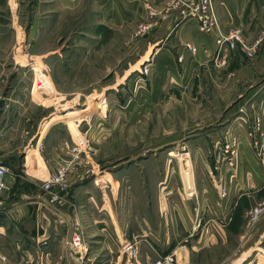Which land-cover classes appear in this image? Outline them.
Returning <instances> with one entry per match:
<instances>
[{
    "label": "rangeland",
    "instance_id": "obj_1",
    "mask_svg": "<svg viewBox=\"0 0 264 264\" xmlns=\"http://www.w3.org/2000/svg\"><path fill=\"white\" fill-rule=\"evenodd\" d=\"M39 1L0 0V74L9 81L21 74L20 85H28L29 95L44 106L46 121L56 116L54 123L66 133L65 154L54 171L65 162L70 164L72 187L66 194L77 182L89 183L97 198L106 194V203L115 213L110 217L124 221L131 219L132 212L164 205L169 162L171 170L185 175L182 188L175 177L168 180L175 190L188 188L191 179L199 181L198 188L203 189L201 174L207 160L220 158L223 164L238 169L240 157L245 155L238 132L249 126L242 116L250 103L245 102L246 96L264 87V71L231 75L229 61L216 67L209 60L202 72L182 84L179 72H171L156 55L162 43L148 41L160 24L156 17L163 19L172 9L170 3L158 10L149 6L145 21L112 28L99 23L92 0L59 11L43 9ZM260 34L244 38L246 44L257 42ZM263 45L264 41L258 54ZM237 51L243 53L238 61L244 64L257 56L248 57L242 47ZM37 79L43 88L33 94ZM87 107L89 112L84 113ZM72 111L78 118H58ZM250 119L254 130L247 137L259 142L256 156L264 166L263 118ZM72 123L78 132L72 130ZM74 147L80 152H73ZM98 180L101 182L96 183ZM259 204L264 200L247 213ZM34 206L28 215L0 212V253L9 256L10 264H37L39 247L27 242L30 231L38 226V207ZM261 222L251 225L247 217L237 256L250 248L247 241L255 238ZM256 235L258 238L259 232ZM64 237L52 247L47 264H57L59 255L68 251ZM254 247L252 258L257 259L263 251L259 243Z\"/></svg>",
    "mask_w": 264,
    "mask_h": 264
},
{
    "label": "crops",
    "instance_id": "obj_2",
    "mask_svg": "<svg viewBox=\"0 0 264 264\" xmlns=\"http://www.w3.org/2000/svg\"><path fill=\"white\" fill-rule=\"evenodd\" d=\"M80 1L39 2H43V9L55 7L59 11L73 9ZM168 3V0H92L93 7L99 12V23L112 28L145 21L149 18V6L159 9ZM214 5L218 25L213 33L201 31L196 19L183 18L172 9L163 19L156 17L160 24L153 28L149 44L162 43L161 51L156 55L171 72H179L182 84L187 85L191 77L202 72L209 60L212 64L218 36L239 30L245 39L256 38L261 33L260 38L264 41V0H214ZM36 31L39 33V28ZM187 45H193L197 50H189ZM241 57V51L230 52L231 75L250 70L264 71V45L254 62L241 63L238 61ZM2 70L0 66V72ZM18 77L14 81L0 78V163L8 168L7 188L0 194L3 209L0 212L18 211L28 215L31 206L37 205L34 207L40 212L36 218L38 226L30 231L27 242L39 247L38 256L42 253L48 261L52 247H57L60 242L58 239L65 236L63 240H67L80 232L89 246V264H125L121 247L135 239L140 241L141 264L168 254L175 256V264H264V217L255 228V238L247 241L250 248L240 251L241 256L236 254L237 248L243 245V236L241 241L240 236L246 228L247 210L264 200V166L256 156L258 147L255 146L259 142H251L247 137L249 130H254L250 118L258 115L263 118L261 129L264 133V87L246 96L245 102L250 103L242 116L249 126L238 132L242 136L241 147L245 155L240 157L237 170L223 164L220 158L207 160L201 174L203 189L198 188L199 181L191 179L188 188L175 190L168 180L175 177L182 188L185 175L182 171L171 170L173 164L169 162L164 175L165 187H169L163 191L164 205L132 212L130 220L121 221L110 217L115 213H111L106 203V194L97 198L94 186L89 183L81 185L77 182L70 193L63 194L62 205L50 202V193L43 190L42 185L61 164L67 135L54 123L56 116L46 121L44 106L29 95L28 85H20L22 75ZM42 83L37 79L33 94L43 88ZM86 111L89 112L88 107L83 112ZM76 114L72 111L58 118L71 116L76 119ZM71 127L78 132L74 123ZM218 165L220 168H216ZM223 190H227L226 195ZM258 243L263 254L254 259V244ZM65 260L74 261L69 250L59 255L57 264Z\"/></svg>",
    "mask_w": 264,
    "mask_h": 264
},
{
    "label": "built area",
    "instance_id": "obj_3",
    "mask_svg": "<svg viewBox=\"0 0 264 264\" xmlns=\"http://www.w3.org/2000/svg\"><path fill=\"white\" fill-rule=\"evenodd\" d=\"M170 7L177 11L183 18H194L198 21L201 31L213 33L218 25V17L214 0H170ZM263 38L259 39L252 45H247L241 31L234 30L226 35H220L216 38V51L213 55V63L216 67H222L228 64L230 52L236 51L242 47V50L248 57L253 58L257 54V49ZM187 48L196 51L193 45H187ZM183 59V57H180ZM73 152H80L78 147L72 149ZM70 164L65 162L56 172L52 173L46 180L42 188L50 193L51 203H62L65 200L63 194L72 187L70 179ZM8 174L7 166L0 163V194L7 188L6 176ZM264 215V204L253 207L247 213L250 224L254 225L261 221ZM140 241H128L121 247V254H124L125 264H141L140 261ZM70 257L73 262L68 260L59 264H89L87 262V253L89 246L82 233L77 232L66 240ZM0 264H10L9 256L0 253ZM37 264H46L45 256L41 253L38 256ZM148 264H175V256L168 254L159 256L157 260L150 261Z\"/></svg>",
    "mask_w": 264,
    "mask_h": 264
},
{
    "label": "water",
    "instance_id": "obj_4",
    "mask_svg": "<svg viewBox=\"0 0 264 264\" xmlns=\"http://www.w3.org/2000/svg\"><path fill=\"white\" fill-rule=\"evenodd\" d=\"M3 210L1 207H0V211Z\"/></svg>",
    "mask_w": 264,
    "mask_h": 264
}]
</instances>
